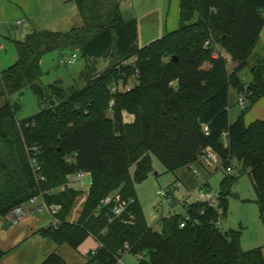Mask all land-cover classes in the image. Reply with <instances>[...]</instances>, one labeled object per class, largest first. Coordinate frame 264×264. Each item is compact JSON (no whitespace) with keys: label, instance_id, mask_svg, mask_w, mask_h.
<instances>
[{"label":"trees","instance_id":"obj_1","mask_svg":"<svg viewBox=\"0 0 264 264\" xmlns=\"http://www.w3.org/2000/svg\"><path fill=\"white\" fill-rule=\"evenodd\" d=\"M75 2L79 28L30 33L14 43L17 59L0 72V218L36 197L60 205V224L36 233L73 250L94 239L98 246L84 264H116L124 254L136 264H264L262 248L243 250L241 232L221 231L218 223L227 215L238 180L231 171L240 168L250 180L264 228V122L246 126L245 109L233 123L228 119L230 89L244 95L249 106L264 99V57L255 54L264 0H180L178 28L142 48L137 22L122 20L119 0ZM215 47L234 64L231 71L227 59L215 56ZM67 50L78 51L84 60L73 84L42 85V56ZM99 60L106 63L102 70ZM250 60L251 80L244 84L239 74ZM130 77L129 91L110 92ZM24 89L36 97L40 110L19 121L20 105L11 97ZM34 148L43 182L36 181L30 165ZM207 148L224 171L217 193L221 213L190 205L186 214L196 225L179 228L183 216L174 214L162 217L160 231H153L134 192L153 171L152 157L174 173L200 164ZM80 171L90 173L91 185L70 224L80 192L66 185ZM110 194L134 199L111 223L109 209H99ZM5 253L0 249V263ZM40 264L68 263L54 252Z\"/></svg>","mask_w":264,"mask_h":264},{"label":"rangeland","instance_id":"obj_2","mask_svg":"<svg viewBox=\"0 0 264 264\" xmlns=\"http://www.w3.org/2000/svg\"><path fill=\"white\" fill-rule=\"evenodd\" d=\"M81 25L80 23H77V26ZM155 40L156 39H154L152 42ZM214 50L215 54H220L219 52H221L218 47H215ZM73 53L77 55V59L72 65H59V59L71 56ZM227 63V70L231 71L233 66L231 65L230 61H227ZM83 67L84 60L80 53L76 50H67L62 53L57 51L47 53L42 56L40 61V83L46 86L59 81L64 87H69L73 84L74 79L77 77L78 73ZM251 67L252 60L249 61V66L239 74L242 83L246 84L250 82L251 74L249 68ZM133 83L134 78L130 77L127 85L131 88ZM237 99L238 98L236 97L235 91L230 89L228 110L230 123H233L242 112L238 106ZM11 102H17L20 105L19 110L15 114L16 119L19 121L34 116L40 110L36 97L29 89H24L20 95L12 96ZM127 119L129 118L127 117ZM190 167L191 169H189L187 166L177 170L174 173H167L159 161L155 157H152L153 171L148 175L146 180L134 186L135 196L141 207L146 224L153 231H160L159 222L162 217H167L170 214H182L184 212L181 201L186 195L187 191L191 192V197L185 200L187 203L193 201L194 197L196 196V189L203 187L204 184H207V188L209 190L218 193L220 181L224 176V171L220 167L218 170L216 167L210 168L211 170H206L198 163L192 164ZM231 175L238 177V180L232 188L231 196L228 199L227 215L224 219L219 221L220 230H236L241 232V236H252L254 232L257 231V227L259 228L260 226L261 228L263 226L260 222L258 214L256 216V205L254 203L243 202L241 200H250V198L255 200L254 191L248 176L246 174H241L240 168H234L233 171H231ZM177 181L181 182L182 188L176 189L174 191L172 194V202L170 205H168L163 202L159 196H157V191H166L172 183ZM90 182L91 181L89 178H85L82 181V185L87 187L90 185ZM29 207V203L21 206L24 211H27ZM170 209H174L175 211L170 212ZM30 217H33V219L44 220L46 223L51 221L46 213H34ZM5 218H0V223L3 225V233L7 238V240L5 238L6 241H4V243H1L0 241V245L2 248H4L3 252H6L3 258H22L28 256L31 258V261H33L35 259L41 258L44 256V254H49V252H51L50 249L53 247V249H55L54 252H56L63 259L67 260L70 264H78V262L82 260L83 256H81L80 252L86 250V244H82L78 251L73 250L66 245L58 247L48 240L41 239V237L37 236L36 233L30 235L31 232L27 231L29 227L26 224V219L14 226L9 223V217ZM47 225L48 224L45 226ZM24 234L26 237L21 239V243L17 244L11 250L9 245H13L15 240H17L20 235ZM0 235L2 236V234ZM122 259L124 264L137 263L134 257L127 254H124Z\"/></svg>","mask_w":264,"mask_h":264},{"label":"crops","instance_id":"obj_3","mask_svg":"<svg viewBox=\"0 0 264 264\" xmlns=\"http://www.w3.org/2000/svg\"><path fill=\"white\" fill-rule=\"evenodd\" d=\"M179 5L180 0H119V12L123 21H129L131 19L136 20L137 44L140 48H142L141 46H147L152 43L154 39L159 40L166 34L171 33L178 28ZM21 19L28 20L29 26L27 28L18 29L16 27L15 22ZM77 23H80L81 25L82 21L79 16L75 0H0V72L6 70L15 63L17 59L14 47L15 42L23 41L25 37L32 32L51 31L65 33L73 28H79L80 26H77ZM219 53L227 59V61H230L224 52L221 51ZM255 54L258 57H264V26L260 33ZM133 61L134 60H131V62ZM231 65L234 67L232 62ZM105 67L106 63L99 60L98 69L102 70ZM236 97L239 99L240 97L245 96L236 94ZM244 107L246 110L244 115V123L246 126L255 121L264 122V99H260L254 105L249 106V102L245 98ZM210 168L212 167H207L205 169L209 170ZM204 186L207 187V184H204ZM241 201L254 203L252 198H250V200L243 199ZM256 210L257 216L258 209ZM172 211L175 210L170 209V212ZM34 213L36 212H34L32 206L30 205L27 210V214L17 223L11 225H18L21 221L26 219V224L29 227L27 231H30V235H33V233H36L39 229L46 227V224L49 225L51 223V221L46 223L44 220L33 219V217L30 216ZM184 213L185 211L180 215H184ZM6 217H9L10 220L11 216L9 214ZM0 234H2V236L0 235V241L1 243H4L7 238L3 233L2 223H0ZM37 236L39 235L37 234ZM24 237H26L25 234L20 235L17 240H15L13 245H9V248L12 250L13 247L21 243V239H24ZM82 244H86V250L80 252L83 258L78 262V264H84L86 262L87 255L91 251L96 250L98 246L92 238H87ZM240 244L243 250H251L259 247L262 248V255L264 258L263 227H257V231L254 232L252 236H241ZM79 248L76 251H78ZM0 249L4 251V248H2L1 245ZM50 251L51 252H49V254H44L41 258L33 261H31V258L28 256L22 258L16 257L17 259L12 257L9 259L3 258L0 264H40L48 255L54 253L55 249L52 247ZM63 260L70 264L67 260Z\"/></svg>","mask_w":264,"mask_h":264},{"label":"built area","instance_id":"obj_4","mask_svg":"<svg viewBox=\"0 0 264 264\" xmlns=\"http://www.w3.org/2000/svg\"><path fill=\"white\" fill-rule=\"evenodd\" d=\"M15 25L18 29L27 28L29 26V22L27 19H21V20L16 21ZM208 46H209V43L206 42L204 44V48H207ZM216 55H217V53L215 54V56ZM76 59H77V55L73 53L71 56L63 57V58L59 59L58 63H59V65L69 66V65H72L76 61ZM129 89H130V87L127 84L123 85L121 82H119L117 85H114L110 88V92L114 94L119 90L120 91H129ZM237 103H238L239 108L241 110H244V108H245L244 107L245 97H240L238 99ZM204 130L206 131V128ZM36 153H37L36 149L35 148L32 149V154L29 155V161H30V165H31V168H32V171H33V174H34L36 181L37 182H43L44 177L41 173V166L38 163ZM200 165L204 168H207V167L219 168L220 167V161H219L217 155L211 149L207 148V149H205V151L201 157ZM188 167H189V169H191L190 166H188ZM227 171L230 172V169H227ZM194 174H195V172H194ZM85 178H89L91 181L90 173L82 172V171L76 172L70 176L69 181L66 185L68 188H73V189L80 192L79 195L77 196L76 200H75L72 215L70 216V218L68 220L70 224L74 223L75 216L79 212V210L81 209L82 205L85 203L86 197L89 193V188H90L91 182H90V185H88L87 187H84L82 185V181ZM203 187H199L198 189H196V196L194 197L192 202L187 203L185 201L187 198L191 197L190 191H187L186 195L183 197L181 204L183 205L185 213H184V215H182L183 218L179 222V228H184L188 223H191L192 225L197 224V220L191 218L190 215L186 214V209L190 205H196V204L206 205L210 208L217 209L219 214L221 213L220 210L218 209V195H217V193L209 190L205 186H203ZM179 188H182V184L180 181H177L175 183H172L170 185V187L168 188V190L157 191V196H159L163 200V202L170 205L172 202V194L174 193V191L176 189H179ZM58 191L59 190L52 191L51 194H55ZM133 202H134V199H132V198H129L127 200H123L117 194H110L101 200L100 205H99V209H101V208H108L109 209L110 213H109V217H108V222L111 223V222L115 221L116 219L121 218L125 214L129 205H131ZM28 203L32 206V209L34 210V212H36L38 214L46 213L49 216V218L51 219L50 224L55 225V226L60 224V221L57 218V215L61 210L60 205L47 204L42 197L32 198L29 200ZM26 214H27V211H24L21 207H17L15 209H13L10 213L11 217H10L9 223L10 224L17 223ZM170 215H174V214H170ZM218 223H219V221H218ZM90 253L94 254V251H91ZM122 257L123 256H121L120 258L117 259L116 264H124ZM139 259H140V257H139Z\"/></svg>","mask_w":264,"mask_h":264},{"label":"water","instance_id":"obj_5","mask_svg":"<svg viewBox=\"0 0 264 264\" xmlns=\"http://www.w3.org/2000/svg\"><path fill=\"white\" fill-rule=\"evenodd\" d=\"M174 60H176V58Z\"/></svg>","mask_w":264,"mask_h":264}]
</instances>
